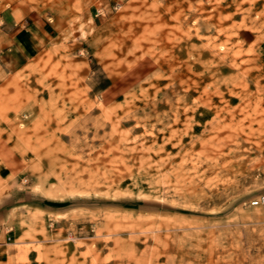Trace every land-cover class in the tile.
Masks as SVG:
<instances>
[{
    "label": "rangeland",
    "instance_id": "rangeland-1",
    "mask_svg": "<svg viewBox=\"0 0 264 264\" xmlns=\"http://www.w3.org/2000/svg\"><path fill=\"white\" fill-rule=\"evenodd\" d=\"M262 194L264 0H0L3 264H264Z\"/></svg>",
    "mask_w": 264,
    "mask_h": 264
},
{
    "label": "crops",
    "instance_id": "crops-1",
    "mask_svg": "<svg viewBox=\"0 0 264 264\" xmlns=\"http://www.w3.org/2000/svg\"><path fill=\"white\" fill-rule=\"evenodd\" d=\"M19 189L18 190H15L13 191L11 194H10V198H11V203H12V206L15 207V203H14V199H18L19 197ZM3 225H0V233H1V230L3 229L2 227ZM1 236V235H0ZM8 247L9 245L7 243H0V264H3L4 262L6 261H9V258H10V254L9 252L7 251L8 250ZM12 257V256H11ZM29 257V255L27 254V258Z\"/></svg>",
    "mask_w": 264,
    "mask_h": 264
},
{
    "label": "built area",
    "instance_id": "built-area-1",
    "mask_svg": "<svg viewBox=\"0 0 264 264\" xmlns=\"http://www.w3.org/2000/svg\"><path fill=\"white\" fill-rule=\"evenodd\" d=\"M254 207H264V194L258 196L254 201L251 203Z\"/></svg>",
    "mask_w": 264,
    "mask_h": 264
}]
</instances>
